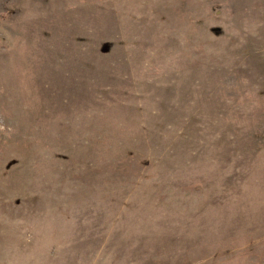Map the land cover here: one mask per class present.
I'll use <instances>...</instances> for the list:
<instances>
[{"label": "rangeland", "instance_id": "obj_1", "mask_svg": "<svg viewBox=\"0 0 264 264\" xmlns=\"http://www.w3.org/2000/svg\"><path fill=\"white\" fill-rule=\"evenodd\" d=\"M0 264H264V0H0Z\"/></svg>", "mask_w": 264, "mask_h": 264}]
</instances>
